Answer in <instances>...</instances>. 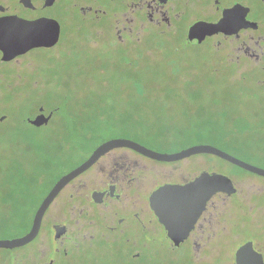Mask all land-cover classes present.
I'll return each mask as SVG.
<instances>
[{"label":"rangeland","instance_id":"rangeland-1","mask_svg":"<svg viewBox=\"0 0 264 264\" xmlns=\"http://www.w3.org/2000/svg\"><path fill=\"white\" fill-rule=\"evenodd\" d=\"M73 30L71 25L66 46L77 53L63 55L73 61L62 64L61 54L35 55L43 67L39 84L16 85L0 97V113L9 116L0 124V240L26 234L57 177L81 164L112 135L126 139L136 135L137 141L160 153L216 141L231 146L232 156L264 169V91L252 82L255 76L241 81L232 78L236 69L213 70L222 55L188 43L182 33L162 37L135 32L118 38L114 32L98 30L96 39L83 32L80 44ZM43 160L50 165H43ZM144 160L148 170L164 176L155 180L158 184L201 172L221 174L233 182L236 193L214 196L205 215L227 231L218 251L197 257L188 245L171 247L159 230L155 237L142 234L139 242L144 246L137 263L107 246L101 251L80 250L70 261L54 257L56 264L229 263L245 239L264 240L263 177L208 154L170 163ZM93 174L89 170L81 178ZM19 192L26 193L23 201L8 200ZM59 202L61 206V198ZM62 215L55 210L50 218L61 223ZM241 228L244 233L238 238L231 235ZM37 245L35 241L0 248V264H31L29 254Z\"/></svg>","mask_w":264,"mask_h":264},{"label":"flooded vegetation","instance_id":"flooded-vegetation-1","mask_svg":"<svg viewBox=\"0 0 264 264\" xmlns=\"http://www.w3.org/2000/svg\"><path fill=\"white\" fill-rule=\"evenodd\" d=\"M199 24L218 25V31L197 41L192 29ZM71 25L73 31L85 28L91 35L98 30L102 34L111 31L118 38H129L135 32L162 37L182 33L188 43L222 55L214 67L256 72L255 84L264 91V0H0V97L16 85L39 84L43 67L35 55L62 54ZM47 37L56 39L50 47L41 45ZM25 46L29 48L17 53ZM9 55L13 57L4 59ZM8 120L7 114L0 113V124ZM145 158L128 148L112 149L64 186L46 209L37 236L27 243L38 242L29 254L31 264H56V257L70 261L80 250L101 251L107 246L117 248L120 256L137 263L144 246L139 242L142 234L155 237L159 230L171 247L188 245L198 252L197 257L218 251L217 244L227 231L212 224L211 216L205 215L213 199L225 195L216 194L208 201L192 229L175 247L152 211L150 197L160 186L183 185L196 176L184 175L175 182L158 184L155 180L164 176L142 165ZM89 170L94 174L81 178ZM55 210L63 216V222L50 218ZM243 229L231 235L238 238ZM247 242L260 255L246 256L249 264H264V240L253 243L245 239L240 246ZM237 249L229 263L216 264H237Z\"/></svg>","mask_w":264,"mask_h":264},{"label":"water","instance_id":"water-1","mask_svg":"<svg viewBox=\"0 0 264 264\" xmlns=\"http://www.w3.org/2000/svg\"><path fill=\"white\" fill-rule=\"evenodd\" d=\"M217 28L218 25L199 24L194 26L192 31L197 41H200L204 35H210L218 31ZM55 41V38L47 37L46 41H43L41 45L50 47ZM28 48V46H25L17 53H23ZM12 57L13 55H9L4 59L9 60ZM115 148H128L147 158L163 163L176 162L193 155L208 154L220 158L246 172L264 178V169L246 163L212 145L200 144L176 153H160L126 138L109 139L100 144L88 159L68 173L62 175L56 181L35 211L29 232L19 238L0 240V248H16L32 241L38 234L46 209L61 189L76 176L92 166L99 157ZM235 193L236 187L228 177L216 173L209 174L201 172L193 180L183 185L166 184L157 188L150 197V207L159 222L164 226L175 247H177L192 229L194 223L205 210L208 201L213 196L216 194L231 196ZM57 236L58 233H56V237ZM246 256L260 257V255L254 251L252 243L250 242L243 244L236 250V263L249 264L251 261L248 260Z\"/></svg>","mask_w":264,"mask_h":264},{"label":"trees","instance_id":"trees-1","mask_svg":"<svg viewBox=\"0 0 264 264\" xmlns=\"http://www.w3.org/2000/svg\"><path fill=\"white\" fill-rule=\"evenodd\" d=\"M83 32H85V35H87V32L88 31H86L85 30V28H81L80 30H78V31H76L75 30V33H76V40L78 41V43H80V44H84V35H83ZM89 33V32H88ZM106 33V32H105ZM105 33H103V34H105ZM91 34V33H90ZM97 36H98V34H95V35H92L91 36V38L92 39H96L97 38ZM104 36V35H103ZM87 39H89V37H87ZM83 41V42H82ZM66 43V42H65ZM64 43V51L62 52V54H61V56H59L58 58H61L60 59V61H61V63L62 64H65L66 62H69V60L71 59H67V58H64L63 59V55L64 56H68V55H71V54H75V53H77V52H75V51H73V50H69V48L66 46V44ZM73 45H75V44H72L71 46H73ZM55 57V55H53V58ZM72 57V56H71ZM72 61H73V59H71ZM226 70V71H229V70H232V68H227V67H225V68H213V70ZM48 70H49V66H48ZM238 70H236L235 72H234V74H235V76H234V74H233V76H232V78H234L235 80H241V81H244L247 77H250V76H255V77H253V79H252V82L255 84V79L257 78V74H256V72H252V71H242V72H240V73H238L237 72ZM250 72V73H249ZM252 73H254V74H252ZM256 85V84H255ZM257 86V85H256ZM121 138L122 136H117V135H112V137H110V138ZM130 138H132V139H130V140H133V141H135V142H137L138 144H143V143H140L139 141H137L136 139L138 138L136 135H132V137H130ZM144 145V144H143ZM212 146H214V147H216V148H218V149H221L222 151H224V152H226V153H229V151H228V148L229 147H231V146H229V145H227V146H225L224 144H219V143H217L216 141H214L212 144H211ZM224 146V147H222V146ZM229 150H231V151H233L234 153H238L237 152V150L235 149V148H232V149H229ZM229 154H231V153H229ZM232 155V154H231ZM234 156V155H233ZM220 159V158H219ZM222 160V159H221ZM224 161V160H223ZM43 162V165H45V166H49L50 165V163L49 162H47V161H42ZM226 162V161H225ZM228 163V162H227ZM230 164V163H229ZM230 165H232V164H230ZM233 167H235L236 169H238V170H242V169H240V168H238V167H236V166H234V165H232ZM244 171V170H243ZM25 194L26 193H17V196H14V197H12V195H10V196H7V197H9L8 198V200H11V201H15V202H17V201H20V200H24L25 198H26V196H25ZM232 196V195H231ZM243 233H244V231H243Z\"/></svg>","mask_w":264,"mask_h":264}]
</instances>
